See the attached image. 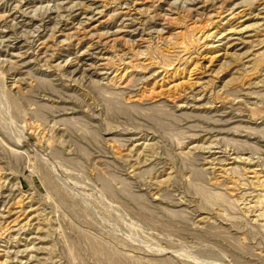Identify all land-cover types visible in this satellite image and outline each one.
<instances>
[{"label":"rangeland","instance_id":"rangeland-1","mask_svg":"<svg viewBox=\"0 0 264 264\" xmlns=\"http://www.w3.org/2000/svg\"><path fill=\"white\" fill-rule=\"evenodd\" d=\"M0 83V264H264V0H0Z\"/></svg>","mask_w":264,"mask_h":264},{"label":"bare ground","instance_id":"bare-ground-1","mask_svg":"<svg viewBox=\"0 0 264 264\" xmlns=\"http://www.w3.org/2000/svg\"><path fill=\"white\" fill-rule=\"evenodd\" d=\"M143 77V76H142ZM48 81V80H47ZM0 84H2V83H0ZM49 85H50V87H51V84L50 83H48ZM3 85V84H2ZM99 87V86H98ZM97 87V88H98ZM1 88V87H0ZM6 88V87H5ZM93 88H94V86H93ZM101 88V87H100ZM2 89H3V86H2ZM55 89H57L56 87H55ZM64 89V88H63ZM95 89V88H94ZM110 89V88H109ZM112 89V88H111ZM110 89V90H111ZM98 90H99V88H98ZM97 90V91H98ZM116 90V89H115ZM113 91L112 92V90H111V92L109 91V93H113V95H115L114 93L116 92V91ZM119 90V89H118ZM8 91V90H7ZM56 91V90H55ZM103 92H104V90H102ZM102 91H98L97 93L98 94H100V92H101V94L100 95H102ZM106 91V90H105ZM107 91H108V89H107ZM123 90H121V92H122ZM240 91V90H239ZM3 92V91H2ZM118 92V91H117ZM1 93V92H0ZM7 93V92H6ZM10 93V92H9ZM8 93V94H9ZM59 93V92H58ZM106 93V92H105ZM108 93V94H109ZM104 94V93H103ZM107 94V93H106ZM105 94V95H106ZM120 94H122V93H120ZM119 94V96L120 97H122V95H120ZM2 95H5V92H4V94H2ZM11 95V94H10ZM48 96V95H47ZM99 96V95H98ZM5 97H8V96H5ZM108 97H110L109 99H111V97L112 96H108ZM1 98H3V96H0V99ZM106 98V97H105ZM113 99V98H112ZM2 100V99H1ZM100 100H102V99H100ZM106 100H107V98H106ZM105 100V101H106ZM6 101H8L7 99L5 100V99H3L2 100V103L1 104H6ZM84 101V100H83ZM121 104H122V102H120ZM160 103V102H159ZM154 104H156V103H154ZM158 104V103H157ZM63 105V104H62ZM134 105L135 104H133V106H129L128 104L126 105V104H123V107L124 108H135L134 107ZM151 105V104H150ZM32 106V105H31ZM35 106H36V108H43V107H48L49 105H46V104H43V103H38V102H35ZM155 106V105H154ZM4 107H6L5 105H4ZM52 107V106H51ZM50 107V108H51ZM91 107V106H90ZM143 107V106H142ZM149 107H151V106H149ZM157 107H159V105L157 106ZM183 107V106H182ZM3 108V107H2ZM1 108V109H2ZM144 108H146V107H144ZM156 108V107H155ZM53 109V108H52ZM90 109V108H89ZM94 109V108H93ZM138 109V108H137ZM157 109V108H156ZM165 109V108H164ZM39 111V113L40 112H42L40 109H38ZM65 110V109H64ZM150 110H152V109H150ZM155 110V109H154ZM162 110V109H161ZM169 110V109H168ZM167 110V111H168ZM49 111H51V110H49ZM90 111H92V110H90ZM142 111V110H141ZM140 111V112H141ZM146 111H147V108H146ZM158 111V110H157ZM172 111V110H171ZM95 112H97V111H95ZM144 112H145V110H144ZM155 112V111H154ZM159 112V111H158ZM162 112V111H161ZM27 114H33L34 115V118L36 117V115H37V109H33V110H29V111H27L26 112ZM86 113V112H85ZM93 113H94V111H93ZM24 114H25V112H24ZM26 115V114H25ZM39 115V114H38ZM37 115V116H38ZM45 115V114H44ZM98 115V114H97ZM3 117V116H2ZM70 117V116H69ZM39 118V117H38ZM41 118V117H40ZM60 118V117H59ZM64 118V117H63ZM4 119V118H3ZM2 118H1V120H3ZM37 119V118H36ZM46 119V118H45ZM40 120V119H39ZM42 120H43V118H42ZM41 120V121H42ZM61 120V119H60ZM66 120V119H65ZM73 120V119H72ZM72 120H66L67 122H69L70 124H72V125H74L75 123H78L77 121L75 122V121H72ZM11 121V120H10ZM63 121V120H62ZM44 123H45V121H43ZM57 122H58V120H57ZM73 122H75V123H73ZM11 123V122H10ZM13 124L11 125L12 127H13V129H14V133L16 134L15 135V139L14 138H12V136H5V135H3V137H0V140L2 141V142H5V145H7V146H11L12 148L11 149H13V147H15V146H20V147H22V149L23 150H21V151H12L11 150V153H12V155L13 156H16V157H22L24 160H28L29 159V154L30 153H32L36 158H38V160L39 161H42L43 159H46V158H48V156H50V157H54V158H60L59 157V155H60V152L58 151V150H55V149H49L50 151L47 153L46 151H47V149H45V148H43L42 146H39V145H32L31 143H28V142H26L25 140H23V138H25L24 136H23V133H24V131H23V129H22V126L18 123L17 124V122L16 121H13L12 122ZM81 122H79L77 125H81L80 124ZM83 123V122H82ZM70 124H68V125H70ZM8 126H10V124L8 123L7 124ZM83 125H84V123H83ZM76 126V125H75ZM84 126H86V125H84ZM7 127V126H6ZM73 127V126H72ZM78 127V126H77ZM4 127H0V131H2V129H3ZM83 129V131L84 132H86V131H89L90 132V128H85V127H82ZM85 128V129H84ZM92 128V127H91ZM7 129V128H6ZM12 129V130H13ZM74 129V128H73ZM75 129H77V128H75ZM2 132H4V130L2 131ZM8 133V132H7ZM27 136V135H26ZM237 141V140H236ZM123 146V145H122ZM19 147V148H20ZM17 148V147H16ZM15 149V148H14ZM16 150V149H15ZM102 150H104V149H102ZM61 156V155H60ZM50 162H52V160H49ZM195 161V160H194ZM45 163H46V161H45ZM54 163V162H53ZM52 163V164H53ZM53 167V166H52ZM198 169H199V167H197ZM116 179V178H115ZM122 179V178H121ZM123 180V179H122ZM124 182V181H123ZM122 182V183H123ZM126 182V181H125ZM124 182V183H125ZM126 184V183H125ZM145 184V183H144ZM123 186V185H122ZM122 188H115V190H121ZM156 191V190H155ZM159 191H161V190H159ZM140 193H142V192H140ZM144 195L145 194H143L142 193V196L144 197ZM165 195H166V192H165ZM161 197V196H160ZM151 198V197H150ZM162 198H163V194H162ZM144 200V199H143ZM159 200V199H158ZM151 201V200H150ZM159 202H160V200H159ZM149 203V202H148ZM153 204V203H152ZM149 205V204H148ZM150 206V205H149ZM158 206H160L159 204H158ZM161 207V206H160ZM171 207V206H170ZM162 208H163V206H162ZM175 208V207H174ZM147 209V208H146ZM166 209V208H165ZM169 209V208H168ZM168 209H167V211L166 212H168ZM172 209V208H171ZM171 209H170V211H171ZM151 211H152V209H150ZM149 209H148V211H150ZM155 210V209H154ZM156 210H158V209H156ZM176 209H174V211H175ZM159 211V210H158ZM169 211V212H170ZM154 212V211H153ZM161 212H163V211H161ZM171 212H173V210L171 211ZM175 212H179V213H181V211H175ZM152 213V212H151ZM174 213V212H173ZM154 215V214H153ZM205 225V224H204ZM207 225H208V222H207ZM210 226H211V224H209ZM193 226H194V224H193ZM207 227V226H206ZM206 227H204V229L206 230ZM211 227H214L213 225L211 226ZM215 228V227H214ZM208 229V228H207ZM211 230V229H210ZM194 231V230H193ZM192 231V232H193ZM196 231V230H195ZM190 232V231H189ZM189 232H188V234H189ZM191 233V232H190ZM210 233V232H209ZM196 234V233H195ZM195 236V235H194ZM197 236V235H196ZM99 244H101L100 242H98ZM97 243V244H98ZM107 243V242H106ZM113 244V243H112ZM111 245V244H110ZM114 245V244H113ZM104 246V245H103ZM107 247V246H106ZM109 250V249H108ZM114 252V251H113ZM259 252V251H258ZM119 253V252H118ZM261 253V252H260ZM110 254V253H109ZM259 254V253H258ZM104 255H105V253H104ZM115 255V254H114ZM110 256V255H109ZM118 256H120V255H118ZM104 257V256H103ZM114 257V256H113ZM100 259V258H99ZM117 259V258H116ZM118 260H119V258H118ZM127 260V259H126ZM108 261V260H107ZM130 261V260H129ZM117 262V261H116ZM107 263V262H106ZM128 263V262H127ZM135 263V262H134ZM264 263V262H263ZM112 264V263H111Z\"/></svg>","mask_w":264,"mask_h":264}]
</instances>
